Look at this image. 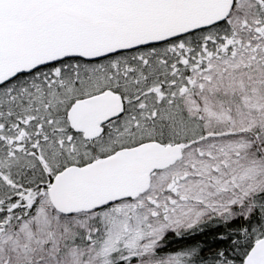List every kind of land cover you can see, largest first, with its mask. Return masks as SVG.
I'll use <instances>...</instances> for the list:
<instances>
[{
	"label": "snow or ice",
	"instance_id": "1",
	"mask_svg": "<svg viewBox=\"0 0 264 264\" xmlns=\"http://www.w3.org/2000/svg\"><path fill=\"white\" fill-rule=\"evenodd\" d=\"M0 264H264V0H0Z\"/></svg>",
	"mask_w": 264,
	"mask_h": 264
}]
</instances>
